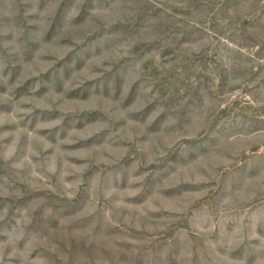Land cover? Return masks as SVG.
<instances>
[{
  "label": "rangeland",
  "instance_id": "1",
  "mask_svg": "<svg viewBox=\"0 0 264 264\" xmlns=\"http://www.w3.org/2000/svg\"><path fill=\"white\" fill-rule=\"evenodd\" d=\"M0 264H264V0H0Z\"/></svg>",
  "mask_w": 264,
  "mask_h": 264
}]
</instances>
